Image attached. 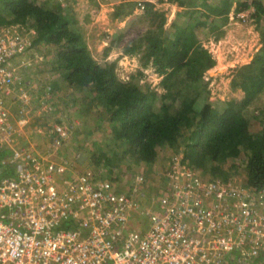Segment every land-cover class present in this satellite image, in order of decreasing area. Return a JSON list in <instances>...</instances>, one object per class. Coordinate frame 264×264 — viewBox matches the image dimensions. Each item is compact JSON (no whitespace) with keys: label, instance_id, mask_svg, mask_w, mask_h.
I'll return each instance as SVG.
<instances>
[{"label":"built area","instance_id":"2783aa9c","mask_svg":"<svg viewBox=\"0 0 264 264\" xmlns=\"http://www.w3.org/2000/svg\"><path fill=\"white\" fill-rule=\"evenodd\" d=\"M148 1L171 3L136 10ZM37 35L0 23V264H264V185L206 177L174 153L119 187L55 155L74 127L67 114L35 122L55 110L29 74Z\"/></svg>","mask_w":264,"mask_h":264},{"label":"trees","instance_id":"16d2710c","mask_svg":"<svg viewBox=\"0 0 264 264\" xmlns=\"http://www.w3.org/2000/svg\"><path fill=\"white\" fill-rule=\"evenodd\" d=\"M170 1L180 7L170 28L165 9L148 2L145 12L129 21L132 26L146 19L147 29L122 46V51L138 56L141 66L153 67L161 77L157 82L161 90L142 81L143 68L128 72L123 79L117 73L116 59L95 58L79 26L69 25L72 13L61 12L50 2L1 0L0 23L23 21L33 26L38 32L36 45L42 42L49 47L46 55L63 70L68 86L82 90L86 102L101 106L103 119L112 123L114 162L130 160L129 165H145L143 169L149 172L158 157L160 165L162 151H170L168 158L181 151V159L193 168L202 166V174L226 178L227 172L218 166L239 157L244 163V183L260 188L264 185V101L258 99L264 93V26L251 59L231 68L228 91L232 93L218 102L205 79L217 60L202 45V38L206 33L218 39L224 30L212 22L216 16L227 19L231 11L252 7V20L262 25L264 0L237 4L235 0ZM134 4L135 0L117 3L110 12L112 18H123L127 6ZM123 35L120 32L111 43ZM250 117L262 124L259 129L249 124L237 130L236 124L245 125Z\"/></svg>","mask_w":264,"mask_h":264},{"label":"rangeland","instance_id":"374dc122","mask_svg":"<svg viewBox=\"0 0 264 264\" xmlns=\"http://www.w3.org/2000/svg\"><path fill=\"white\" fill-rule=\"evenodd\" d=\"M41 1L52 3V6L61 12H67L68 10L69 13H72V20L69 25L74 27L79 26L83 32L87 47L91 54L99 61L105 59L117 60V73L121 78L126 79L128 72L134 71L138 67L143 68L144 76L141 77L142 81L148 80L156 85L158 90H161V87L157 85L161 77L154 71L152 66H141L136 54L123 55V53H120L123 44L134 40L139 30L145 31L147 29L148 20L145 19V21L130 26L129 21L121 25L118 22L119 20L104 19L103 0H70L67 2V6L60 5L54 0ZM237 1L242 2L243 0H235L236 4ZM167 10L168 15L174 12L171 5L168 6ZM252 10V7L240 10V13L244 12L247 14L245 15L247 16L246 19H242L239 15H232L233 17H230V13L233 11L229 13L227 19L223 16H216L212 23L215 27L222 28L224 32L216 40L209 33H207L209 35L205 33L204 38H202V45L217 60L216 65L207 71L205 77V79L209 80V86L216 102L222 101L232 93L228 91L231 68L237 64L248 62L260 46L259 31L264 26V22L262 25H259L252 20L250 15ZM173 21L174 19L166 25L170 28V23ZM120 32L124 33L120 37V40L114 44L111 43V40L116 38ZM107 46L109 48L106 50ZM36 47L34 51H37V53L33 51L30 54H26V57L32 58L29 74L36 80L35 84L39 85L38 88H40V84H50L52 86L53 94L51 102L55 106V110L47 118H40L38 116V119L40 121L46 119L45 121L54 122L64 118L67 114V123H72L74 127L63 146L56 149L55 155H58L57 157H67L73 170L90 171L97 176L106 175L112 178L117 176V185L119 187L124 186L130 175L137 169H143L145 165L141 166L132 163L129 165L130 160V162L128 160L119 163L114 162L112 159L114 144L110 142L112 123L103 119L104 113L101 111V106H96L93 101L86 102L85 94L82 90L68 86L67 77L63 70L56 67L55 63L51 61L53 58L50 55H46V52L49 50L46 44L37 42ZM263 101L264 93L258 99V102L262 103ZM39 120L35 121L34 119L35 122ZM244 123L245 125L242 123L236 124L237 130H243L249 124L253 129H259L262 125L257 120H254V117H250ZM31 139L38 142L40 138L36 135ZM40 142L41 146L45 145L47 138H43ZM169 152V150L162 151L160 165L157 163L158 157L157 164L151 165L150 169H148L150 170L149 172L165 168L169 159L167 157ZM176 154L182 156L181 151ZM243 164L241 158L235 157L233 159L229 158L218 168L222 167L227 172L225 179L244 183ZM195 169L199 172L203 171L202 166H198ZM203 175L206 177L213 176L211 173Z\"/></svg>","mask_w":264,"mask_h":264},{"label":"crops","instance_id":"0c3cea01","mask_svg":"<svg viewBox=\"0 0 264 264\" xmlns=\"http://www.w3.org/2000/svg\"><path fill=\"white\" fill-rule=\"evenodd\" d=\"M126 1H130V0H103V4H102V7L104 8V13L103 12H101V13H103V18L104 19H107V20H119L118 22L121 24V25H124V22H127V21H130V19L133 17V16H135V15H139V14H143L144 12H138L137 10H136V8H135V5H136V3L134 4V6L133 7H129V6H127V14L123 17V18H120V19H113L112 18V16H111V14H110V12H111V10H113V7L117 4V3H120V2H126ZM96 3V5H98L97 4V2H95ZM172 3V2H171ZM166 4V5H161V6H159V8H163V9H165V11H166V14H167V23L169 22V21H171L172 19H175V17H176V13H177V10H179L180 9V7L179 6H177L176 4ZM159 5V4H158ZM172 6V10H174V12L171 14V15H168V10H167V8H168V6ZM154 6L155 7H157L155 4H154ZM135 25V24H134ZM112 31V30H111ZM120 53L122 54L123 53V55L125 54V55H128V54H135V53H131V52H124V51H122V50H120ZM252 55V54H251ZM135 56V55H134Z\"/></svg>","mask_w":264,"mask_h":264},{"label":"clouds","instance_id":"9594fccd","mask_svg":"<svg viewBox=\"0 0 264 264\" xmlns=\"http://www.w3.org/2000/svg\"><path fill=\"white\" fill-rule=\"evenodd\" d=\"M148 2H149V3H152V2H150V1H148ZM148 2H147V3H148ZM170 2H172V1H170ZM147 3H146V4H147ZM152 4L154 5L155 3H152ZM155 5H156L157 7H159V6L163 5V4H159V5H158V4H155ZM64 6H67V5H64Z\"/></svg>","mask_w":264,"mask_h":264}]
</instances>
